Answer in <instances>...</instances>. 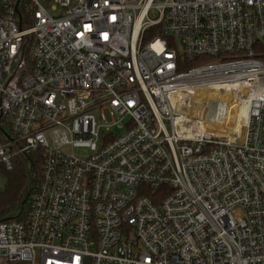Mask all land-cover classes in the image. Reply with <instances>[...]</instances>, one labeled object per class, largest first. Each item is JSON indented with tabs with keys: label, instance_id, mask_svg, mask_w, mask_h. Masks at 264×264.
I'll use <instances>...</instances> for the list:
<instances>
[{
	"label": "built area",
	"instance_id": "obj_1",
	"mask_svg": "<svg viewBox=\"0 0 264 264\" xmlns=\"http://www.w3.org/2000/svg\"><path fill=\"white\" fill-rule=\"evenodd\" d=\"M257 44L264 0H0V169L41 160L0 264H264ZM231 84L242 132L199 129Z\"/></svg>",
	"mask_w": 264,
	"mask_h": 264
},
{
	"label": "bare ground",
	"instance_id": "obj_2",
	"mask_svg": "<svg viewBox=\"0 0 264 264\" xmlns=\"http://www.w3.org/2000/svg\"><path fill=\"white\" fill-rule=\"evenodd\" d=\"M244 92H246L244 86L237 89L234 84L194 90L190 97L196 102L193 106L195 108L193 117L195 125L199 129L222 135L242 132L247 111V98H245ZM240 94L243 95V98L239 97ZM188 100L186 99V101ZM216 108L224 109L216 113ZM232 108L233 116L230 119ZM228 109H230L229 112ZM219 116L224 119L222 121L216 120Z\"/></svg>",
	"mask_w": 264,
	"mask_h": 264
},
{
	"label": "trees",
	"instance_id": "obj_3",
	"mask_svg": "<svg viewBox=\"0 0 264 264\" xmlns=\"http://www.w3.org/2000/svg\"><path fill=\"white\" fill-rule=\"evenodd\" d=\"M257 45L256 56L264 59V48L261 44ZM40 168L38 155L28 154L14 157L11 169H0L3 180V188L0 189V222L27 219ZM146 194L153 198L152 192L147 191Z\"/></svg>",
	"mask_w": 264,
	"mask_h": 264
},
{
	"label": "rangeland",
	"instance_id": "obj_4",
	"mask_svg": "<svg viewBox=\"0 0 264 264\" xmlns=\"http://www.w3.org/2000/svg\"><path fill=\"white\" fill-rule=\"evenodd\" d=\"M75 153L76 154H80V155H84V154H87L88 151L86 149H77L75 150ZM3 188V180L1 179V176H0V189Z\"/></svg>",
	"mask_w": 264,
	"mask_h": 264
},
{
	"label": "water",
	"instance_id": "obj_5",
	"mask_svg": "<svg viewBox=\"0 0 264 264\" xmlns=\"http://www.w3.org/2000/svg\"><path fill=\"white\" fill-rule=\"evenodd\" d=\"M232 110H233V108L231 109V118H230V119H232V116H233V114H232Z\"/></svg>",
	"mask_w": 264,
	"mask_h": 264
}]
</instances>
